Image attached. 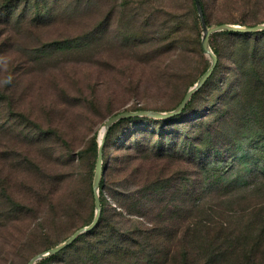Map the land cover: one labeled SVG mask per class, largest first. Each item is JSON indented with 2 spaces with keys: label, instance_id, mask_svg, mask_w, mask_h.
Listing matches in <instances>:
<instances>
[{
  "label": "rangeland",
  "instance_id": "374dc122",
  "mask_svg": "<svg viewBox=\"0 0 264 264\" xmlns=\"http://www.w3.org/2000/svg\"><path fill=\"white\" fill-rule=\"evenodd\" d=\"M111 1L46 0L40 1L43 10H36L33 0L29 5L26 0H0V264H27L31 257L92 219L94 171L90 177L87 170L91 160L86 159L89 153L80 152L86 149L91 136L98 141L109 117L135 108L174 109L211 63L203 50L184 55L164 51L153 58L145 54L146 50L127 47L116 38L118 23L127 13L117 6L110 17V7L114 6ZM158 1L171 5L170 0ZM219 1L223 4L211 11V20V16L219 17L224 12L256 7L248 0L227 2L233 5ZM183 11L184 7H178V13ZM165 12H157L159 19L166 16ZM245 19L264 23V0H259ZM102 20L109 23L108 28ZM189 20L186 18L183 25L187 26ZM214 24L205 22L207 27ZM191 26L194 37L203 35L202 21L195 25L191 19ZM225 70L222 63L219 80H225ZM218 85L206 88L193 109L216 102L214 90ZM228 86L224 84L218 91L224 98ZM234 112L222 115L217 122L224 152L207 158L206 164L203 161L191 167L189 180L194 182V198L183 200L182 189L173 197L178 209L190 207L188 212L199 216L210 213L229 227L251 220L261 223L264 219V138L253 128L251 133L242 130V111L236 115ZM20 115L40 124L43 140L31 141V135L25 136V117ZM45 145L50 146V153ZM59 153L64 158H75L76 178L63 182L53 178L57 171L68 167L55 160ZM114 153L113 146L108 147L103 162ZM172 167L183 169L184 164ZM181 175H175L178 183L184 181ZM12 199L29 205L31 212L24 216L25 210L12 209ZM52 202L60 209L53 216L49 211ZM188 222L184 219L181 228ZM194 240L198 244L204 241ZM181 244L175 240L171 253Z\"/></svg>",
  "mask_w": 264,
  "mask_h": 264
},
{
  "label": "trees",
  "instance_id": "16d2710c",
  "mask_svg": "<svg viewBox=\"0 0 264 264\" xmlns=\"http://www.w3.org/2000/svg\"><path fill=\"white\" fill-rule=\"evenodd\" d=\"M34 1L36 10H43L40 1L46 0ZM135 1L137 4L133 5ZM199 1L207 24L214 21L217 24L252 26L259 22L245 19L249 12L257 8L259 0H248L247 3L256 6L254 8L224 12L219 17L211 16L213 20L210 19L211 11L223 3L219 0ZM228 1H225L227 5L234 4ZM30 2L26 0L25 3L29 5ZM170 2L168 7L167 3L158 0L152 3L148 0H112L110 4L114 6L110 7L113 9L110 17L117 12V6H122L127 13V17L118 23L117 40L120 39L119 42L131 49L146 50L145 54L153 58L164 51L179 55L197 50L202 52V36L194 37L191 26V19L195 25L201 23L196 1ZM181 6L184 11L178 13ZM142 9L144 12H140ZM159 10L166 11L162 19L157 15ZM186 18H190L187 26L183 25ZM102 24L106 28L109 26L105 20ZM209 40L217 55V63L179 114L168 118L135 115L112 124L102 152L105 157L108 147L113 146L116 153L108 155L105 162L102 158L99 183L101 213L97 225L79 235L67 247L35 264H56V261L65 264H168L170 261L173 264H264V219L262 224L251 220L247 224H232L229 227V223L217 221L210 213L194 215L188 212L190 207L181 210L178 203H173L178 189L183 191V200L194 198V182L189 180L191 167L203 164V161L206 164L207 158L224 152L216 130L222 115L231 114L233 109L235 115L242 111L244 122L240 128L248 130V133L253 128L264 138V30L219 31L212 33ZM222 63L226 68L225 80H219ZM217 82L219 85L214 90L216 102L193 109L200 94L208 87L212 89ZM228 83L229 93L224 98L223 92L218 91H222L224 84ZM20 117H25V136L28 138L31 135V141L43 140L44 131L40 124L30 121L25 115ZM54 133L61 137L60 133ZM98 146L96 137L91 136L86 149L80 152L89 153L86 159L90 157L91 160L87 170L90 177H93V171L95 173ZM44 147L51 152L49 145ZM64 156L59 153L55 158L59 165L68 166L53 176L61 182L78 174L75 158ZM83 156L81 159H84ZM181 162L183 169L172 170L173 164ZM37 168L43 171L41 165ZM178 172H182L181 178H184L180 183L175 177ZM10 205L14 210H25L24 216L31 212V207L25 203L12 199ZM58 206L55 203L49 209L52 216L60 210ZM94 214L95 211L92 212V219ZM92 219L82 226L88 225ZM184 219H189V222L181 228ZM179 231L182 234L178 236ZM196 238L204 241L198 244L194 240ZM82 240L84 243L79 244ZM175 240L182 244L171 253ZM70 250L72 253L68 254Z\"/></svg>",
  "mask_w": 264,
  "mask_h": 264
},
{
  "label": "water",
  "instance_id": "95a60500",
  "mask_svg": "<svg viewBox=\"0 0 264 264\" xmlns=\"http://www.w3.org/2000/svg\"><path fill=\"white\" fill-rule=\"evenodd\" d=\"M196 1V6L199 12L200 19L202 21V24L204 25V32L201 38V45L203 51L209 56L210 58V65L206 69V71L198 78V80L195 82L194 85H192L184 95L183 99L180 101V103L171 110L168 111H158V110H134V111H122L115 115H112L109 117L103 125V132L101 137L99 136L98 142V154H97V160H96V166H95V173H94V179H93V191H94V202H95V214L92 219V221L85 226H82L75 230L69 237H67L62 242L54 245L53 247L49 248L48 250H45L43 252L37 253L33 257L30 258V260L27 262V264H35V262L39 259L45 258L47 256L53 255L63 248L67 247L71 243L75 241V239L94 228L99 220V216L101 213V202L99 198V183L102 175V158H103V144L105 142V138L107 135V132L109 128L112 126L113 123H115L117 120L129 117V116H135V115H145L150 116L154 118H168L173 115L179 114L183 108L186 106L188 101L190 100L192 94L198 90L207 80V78L211 75L216 63H217V55L212 50L210 43H209V37L212 33L219 32V31H239V32H254V31H260L264 30V23H258L252 26H246V25H239V24H233V23H220V24H214L210 27H207L205 25V20L203 16V11L201 8V4L199 0Z\"/></svg>",
  "mask_w": 264,
  "mask_h": 264
},
{
  "label": "bare ground",
  "instance_id": "6f19581e",
  "mask_svg": "<svg viewBox=\"0 0 264 264\" xmlns=\"http://www.w3.org/2000/svg\"><path fill=\"white\" fill-rule=\"evenodd\" d=\"M102 132H103V128H102V130L100 131V135H99L100 137H101V135H102Z\"/></svg>",
  "mask_w": 264,
  "mask_h": 264
}]
</instances>
